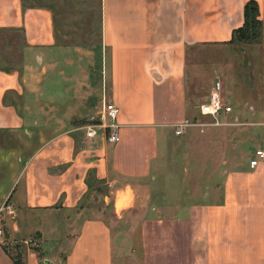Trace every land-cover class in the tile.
<instances>
[{"label": "crops", "instance_id": "obj_1", "mask_svg": "<svg viewBox=\"0 0 264 264\" xmlns=\"http://www.w3.org/2000/svg\"><path fill=\"white\" fill-rule=\"evenodd\" d=\"M78 1L97 6L95 39L85 15L68 24L0 0V136L19 138L0 146L12 169L0 200L15 206L0 264H132L119 250L126 226L117 237L112 226L140 206L139 264H264V162L216 171L196 192L186 170H156L175 125L207 98L188 91V59L194 85L198 52L230 44L250 1L264 44V0ZM104 95L119 111L114 145L75 125Z\"/></svg>", "mask_w": 264, "mask_h": 264}, {"label": "rangeland", "instance_id": "obj_2", "mask_svg": "<svg viewBox=\"0 0 264 264\" xmlns=\"http://www.w3.org/2000/svg\"><path fill=\"white\" fill-rule=\"evenodd\" d=\"M26 6H45L53 9L58 19L70 23L73 16L85 15L90 36L98 35V9L96 5H86L78 0H22ZM81 17V16H80ZM63 23V24H64ZM3 37L0 33V47ZM14 41L18 39L13 37ZM262 25L257 16L249 17L248 24L235 33L232 42L224 46H212L201 49L196 57L194 71L195 84L192 85L191 60L187 63L188 91L203 101L219 83V95L223 102L231 107L229 115L220 116L215 123L211 118L194 113L198 127H190L180 136L172 134L160 149L167 161L159 163L157 174L161 171L181 173L183 182L194 192L202 186L213 184L216 180L212 175L220 170L235 171L248 163L249 155L264 146V44ZM195 63V64H196ZM195 102V101H194ZM197 104V103H196ZM102 102L95 105L87 120H79L75 125H92L98 117ZM193 116V115H192ZM193 118V117H191ZM9 135V134H8ZM0 136V146L6 142V147L19 144L16 135ZM19 147V145H18ZM7 163L0 160V190L6 181V176L12 169H7ZM9 171V172H8ZM163 173V174H164ZM157 175V178H158ZM158 181V180H157ZM157 183V182H156ZM158 184V183H157ZM120 195V202L126 199ZM1 204V200H0ZM123 205V204H122ZM143 209V208H142ZM141 206L135 208L127 221L113 223L114 236L117 237L120 226L126 228L119 234V250L123 262L131 259L132 264L141 263L139 248V227L143 219ZM123 228V227H122ZM118 230V231H115ZM128 251V255L125 254ZM18 250H8V255L14 260ZM15 261V260H14ZM19 264V262H18Z\"/></svg>", "mask_w": 264, "mask_h": 264}, {"label": "built area", "instance_id": "obj_3", "mask_svg": "<svg viewBox=\"0 0 264 264\" xmlns=\"http://www.w3.org/2000/svg\"><path fill=\"white\" fill-rule=\"evenodd\" d=\"M219 92L220 87L218 83L208 94L206 100L200 103L197 107L200 116L209 117L215 123L220 116L229 115L232 112L231 107L221 99ZM118 113V108L113 103L107 101V98L104 95L101 108L98 112V117L95 119L96 123L86 126V137L92 139L100 132L107 143L112 145L117 144L120 140L119 125L116 122ZM198 126L200 125L196 120H184L182 123L175 125V135L179 136L183 134V131L186 128ZM262 162H264V150L257 149L249 156L248 167L254 169ZM14 216L15 206L10 199L7 198L0 204V239L4 238L6 217L12 218ZM30 243L32 242L24 241V244L26 245H30ZM1 244L7 246L3 241Z\"/></svg>", "mask_w": 264, "mask_h": 264}, {"label": "trees", "instance_id": "obj_4", "mask_svg": "<svg viewBox=\"0 0 264 264\" xmlns=\"http://www.w3.org/2000/svg\"><path fill=\"white\" fill-rule=\"evenodd\" d=\"M252 16H254V17L257 16V18H258V9H257L256 4L253 1H250L245 6V10H244V24H243V27H246L247 26L248 19H249V17H252ZM258 22H259V20H258ZM243 27L239 28L237 31L241 30ZM237 31H235V33H237ZM235 33H234V35H235ZM233 38H234V36H233Z\"/></svg>", "mask_w": 264, "mask_h": 264}, {"label": "bare ground", "instance_id": "obj_5", "mask_svg": "<svg viewBox=\"0 0 264 264\" xmlns=\"http://www.w3.org/2000/svg\"><path fill=\"white\" fill-rule=\"evenodd\" d=\"M119 205V207L121 206V204H118Z\"/></svg>", "mask_w": 264, "mask_h": 264}]
</instances>
